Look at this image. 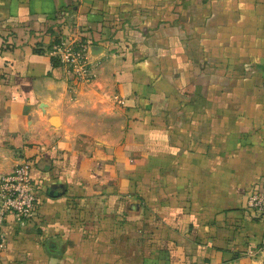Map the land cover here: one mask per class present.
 <instances>
[{"label": "crops", "instance_id": "0c3cea01", "mask_svg": "<svg viewBox=\"0 0 264 264\" xmlns=\"http://www.w3.org/2000/svg\"><path fill=\"white\" fill-rule=\"evenodd\" d=\"M25 160L0 264H264V0H0V173Z\"/></svg>", "mask_w": 264, "mask_h": 264}, {"label": "built area", "instance_id": "2783aa9c", "mask_svg": "<svg viewBox=\"0 0 264 264\" xmlns=\"http://www.w3.org/2000/svg\"><path fill=\"white\" fill-rule=\"evenodd\" d=\"M90 45L77 36H60L52 45V54L76 82L90 83L96 73L88 54ZM33 163L25 160L8 172L0 173V247L7 237L4 226L9 215L22 224L35 215L37 183L32 174ZM247 209L264 217V190L252 193Z\"/></svg>", "mask_w": 264, "mask_h": 264}, {"label": "trees", "instance_id": "16d2710c", "mask_svg": "<svg viewBox=\"0 0 264 264\" xmlns=\"http://www.w3.org/2000/svg\"><path fill=\"white\" fill-rule=\"evenodd\" d=\"M54 63H55V65L58 64V60L56 58L54 59Z\"/></svg>", "mask_w": 264, "mask_h": 264}, {"label": "water", "instance_id": "95a60500", "mask_svg": "<svg viewBox=\"0 0 264 264\" xmlns=\"http://www.w3.org/2000/svg\"><path fill=\"white\" fill-rule=\"evenodd\" d=\"M55 119V118H54Z\"/></svg>", "mask_w": 264, "mask_h": 264}]
</instances>
